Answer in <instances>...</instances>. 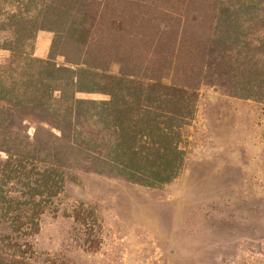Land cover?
Masks as SVG:
<instances>
[{
	"label": "rangeland",
	"instance_id": "1",
	"mask_svg": "<svg viewBox=\"0 0 264 264\" xmlns=\"http://www.w3.org/2000/svg\"><path fill=\"white\" fill-rule=\"evenodd\" d=\"M85 1L91 15L66 23L49 20L38 0H0V89L21 102L16 111L0 102V190L22 202L30 176L7 174L6 149L37 159L34 172L55 164L62 176L48 203L34 199L37 231L18 240L30 253L12 264H264V16L249 0ZM68 5L83 7L81 0ZM19 19L37 28L12 55ZM50 57L78 75L66 96L85 104L109 97L76 91L114 80L191 86L177 176L148 187L119 175L103 158L115 135L92 113L69 121L61 104L49 109L57 113L50 124L41 122L44 114L27 104L38 73L30 60ZM0 234L15 235L3 217Z\"/></svg>",
	"mask_w": 264,
	"mask_h": 264
},
{
	"label": "trees",
	"instance_id": "2",
	"mask_svg": "<svg viewBox=\"0 0 264 264\" xmlns=\"http://www.w3.org/2000/svg\"><path fill=\"white\" fill-rule=\"evenodd\" d=\"M38 1L44 14L50 18L49 20L72 23L79 14L91 15L90 5L88 6L86 1L84 3V0L83 2L81 0V5L85 6L84 10L83 7L72 9L73 7L68 5L69 0ZM249 3L253 7L255 16L257 14L264 16V9L259 7L262 4L261 0H249ZM12 18L15 19V16ZM32 25V22L21 25L20 19L19 23L13 25L14 41L9 47L12 55L22 52V40L32 39V33L37 28ZM71 29L74 31V36L77 33L84 34V29H79V27H71ZM30 63L36 66L38 73L35 78L30 79L31 86L28 87L27 104L34 111L38 110L44 114L41 122L46 125L50 124L52 122L50 116L54 118L57 113L55 109L52 111L49 109L56 105L62 106L61 104L67 105L63 113L69 121L74 116L83 117L92 113L90 116L96 119L103 130H110L115 135L113 148L103 158L117 170L119 175H123L135 184L148 187L166 184L177 176L183 161L179 150L180 130L184 125V120L190 116L195 102L193 91L189 88L191 86H184V88L176 86L141 87L140 85L120 87L123 80L113 79L115 81L113 82L110 77L103 76L102 79L112 81L109 83L110 87H95V90L90 89L92 91L84 89L87 91L78 90L75 93L102 91L109 97V100L85 104L75 101L74 96H66L68 86L75 85L78 75L72 79L74 73L54 64L51 57L47 61L30 60ZM80 73L85 74L84 71ZM56 92L59 96L54 98L53 95ZM17 97L13 92L0 89V102L12 103L9 105V108L12 106V111H16L21 106V102L17 101L19 97ZM69 100L71 103L68 105ZM83 106L89 108L83 110ZM54 130L63 132L58 125L54 127ZM2 152L7 156L4 166L9 176L11 174L24 175L23 172L30 173V176H27V182L22 184L23 195L26 196L24 201L10 198L0 190V217L6 219L11 232L15 234L14 237L0 234V254L8 256L2 255L0 264H12L14 258L24 260L29 255L30 244L20 243L18 240L36 233L37 209L40 203H48L57 195L61 188L62 176L60 168L55 164L43 165L41 171L34 172L33 163L38 162L34 157L9 149ZM26 165L32 167L26 171ZM9 176L5 174L4 177L8 179ZM31 176H33L32 179H30ZM36 197L40 198L41 202L38 200L35 203ZM28 210L32 211L28 212Z\"/></svg>",
	"mask_w": 264,
	"mask_h": 264
}]
</instances>
